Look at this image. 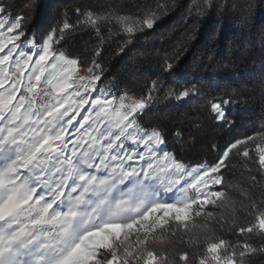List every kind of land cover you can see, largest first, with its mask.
I'll return each instance as SVG.
<instances>
[{
	"label": "snow or ice",
	"instance_id": "obj_1",
	"mask_svg": "<svg viewBox=\"0 0 264 264\" xmlns=\"http://www.w3.org/2000/svg\"><path fill=\"white\" fill-rule=\"evenodd\" d=\"M12 7L0 0V264H252L264 256V242L234 243L217 228L264 237V130L212 144L214 159L190 163L170 150L153 109L200 98L211 120L232 126L231 97L160 77L139 95L102 87L107 46L125 54L163 13L77 6L36 35ZM78 33L94 45L65 51ZM192 128L203 131L199 120ZM171 135L193 142L182 127ZM237 165L243 185L227 178Z\"/></svg>",
	"mask_w": 264,
	"mask_h": 264
},
{
	"label": "trees",
	"instance_id": "obj_2",
	"mask_svg": "<svg viewBox=\"0 0 264 264\" xmlns=\"http://www.w3.org/2000/svg\"><path fill=\"white\" fill-rule=\"evenodd\" d=\"M10 11L29 19L31 34L39 35L55 26L64 13L72 16L77 6L98 10L120 8L130 13L147 10L163 13L156 27L147 30L131 44L125 54H118L116 44L107 46L104 64L107 79L103 86L113 90L127 89L137 95L146 90L153 79L185 83L200 81L198 87L210 95L231 97L229 105L232 126L220 127L205 113L200 98L187 103H160L153 109L167 126L170 150L173 148L188 162L212 160L215 144L245 132L264 130V0H12ZM94 37L78 33L65 51L79 55L94 45ZM123 43V41H119ZM171 62L175 71L166 74L164 64ZM206 86V87H205ZM199 120L203 131L196 132L192 122ZM182 127L193 142L181 146L174 135ZM228 181L244 184L239 166L227 174ZM239 195V190L234 193ZM224 215H228L225 210ZM239 223H245L243 216ZM218 230L232 242L250 240L264 242L257 233L240 236L229 227ZM190 252L195 251L189 246ZM252 264H264V256L252 258Z\"/></svg>",
	"mask_w": 264,
	"mask_h": 264
},
{
	"label": "rangeland",
	"instance_id": "obj_3",
	"mask_svg": "<svg viewBox=\"0 0 264 264\" xmlns=\"http://www.w3.org/2000/svg\"><path fill=\"white\" fill-rule=\"evenodd\" d=\"M155 27H156V26H155ZM155 27H154V28H155Z\"/></svg>",
	"mask_w": 264,
	"mask_h": 264
}]
</instances>
